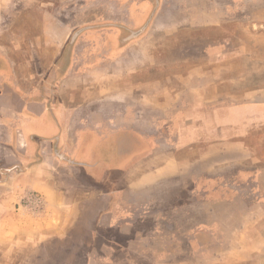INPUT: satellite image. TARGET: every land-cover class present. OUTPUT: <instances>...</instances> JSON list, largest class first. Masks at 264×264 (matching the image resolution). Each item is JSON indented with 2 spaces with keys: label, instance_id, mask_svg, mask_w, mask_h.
Instances as JSON below:
<instances>
[{
  "label": "crops",
  "instance_id": "1",
  "mask_svg": "<svg viewBox=\"0 0 264 264\" xmlns=\"http://www.w3.org/2000/svg\"><path fill=\"white\" fill-rule=\"evenodd\" d=\"M115 3L119 16L78 28L72 46L78 29L64 18L44 21L42 40L63 58L33 71L30 65L26 82L0 48V264H193L192 257L207 264L211 259L194 253L211 248L251 249L252 257L231 264H258L264 0ZM18 6L0 3V29L1 10ZM143 8L153 15L128 39L149 18ZM52 24L58 32L50 37ZM230 26L236 35H228ZM32 73L38 78L27 83ZM81 153L103 161L82 172L75 163ZM64 184L73 186L70 193ZM66 215L81 219L65 225ZM148 218L155 219L158 254L168 249L163 258L144 240L146 225L133 229ZM103 228L113 236L101 244L96 233ZM144 246L143 257L133 253ZM97 247L108 250L105 263L91 255Z\"/></svg>",
  "mask_w": 264,
  "mask_h": 264
},
{
  "label": "rangeland",
  "instance_id": "2",
  "mask_svg": "<svg viewBox=\"0 0 264 264\" xmlns=\"http://www.w3.org/2000/svg\"><path fill=\"white\" fill-rule=\"evenodd\" d=\"M17 1L19 6L17 9H9V10H1L3 12V17H5L4 19V26L1 27L0 29V48L9 55V58L12 61V66L15 67L16 69V75H17V79H19L20 82H26L25 81V76L31 69L32 65V71L33 69H36L35 65H38V68L40 69L45 68L46 66L51 67L54 62H56V60H60L63 57H59L58 58V54L56 52V50H54L51 46H48L44 43V41L42 40V34H43V22L48 20H54V19H61L64 18L66 22V24L64 26H68V27H73V31H75L78 28H82L86 25H90V24H94L95 22H101L103 20L106 21V18L108 20V18L110 19V17H115V16H119L120 12L122 10H120L119 6L115 3V0H96L95 2L91 3L92 0H0V3H13ZM85 1H87V6L82 7V8H77V9H72V5L73 4H84ZM170 1V0H167ZM76 2V3H74ZM65 8V9H64ZM144 10V8L142 9ZM152 10L151 9H147L144 10L143 13L144 14V20H146V18L148 16H150V12ZM124 12V10H123ZM115 13H117L116 15H114ZM100 18L99 21H95L96 19ZM143 20V21H144ZM86 22V23H85ZM61 26V25H60ZM63 26V27H64ZM232 27V26H230ZM60 28V27H59ZM50 32V37L53 35L55 36V34L58 32V26H56V24H52L51 26V30ZM229 36H233L236 35L238 33L237 28L236 27H232L227 31ZM165 42V41H164ZM168 43V41L166 42ZM169 44V43H168ZM164 45L163 43L160 42L159 47H163V49H169L171 45ZM69 46H72L69 44ZM67 48V47H65ZM80 48L84 49V46H80ZM68 58L69 57H64V64H66L68 62ZM87 57H86V61H87ZM81 60L83 61V58L81 57ZM1 67H3V63L4 61L2 60L1 62ZM60 63V62H59ZM33 78L31 80H29V78L27 79V83L28 82H34V79L37 77V74L32 73ZM163 122L166 121V119L162 120ZM162 122V123H163ZM82 141H84V145L86 146V148H89L88 146V138H84L81 137ZM130 138V142H131ZM135 140H133V146H135ZM148 142L146 141V144ZM86 153H81L80 156L78 155L77 158H79L81 160V162H75L78 163L80 166H84V169H81L82 172H88L89 169L94 168L93 164L97 161V162H102L103 161V156L99 155L97 153L96 157H93L92 160L88 159L86 157ZM107 155V154H106ZM121 155V154H120ZM112 156L115 158V160H119L118 157V152L117 150H114ZM87 160H85V159ZM108 160V159H107ZM66 161H68L66 159ZM100 169V168H99ZM97 168V170H99ZM100 173H103V171H99ZM76 175V174H75ZM85 175L86 177L87 174L84 173L82 174V176ZM72 185H68V184H64L62 191H64L65 193H70L72 191ZM91 188L90 186H84V189H81V191L86 192L88 191V189ZM16 214H19V212L15 211ZM64 222L65 225L67 224H72V223H77L79 221L78 217H73V216H64ZM152 219V218H151ZM18 223H20V220H17ZM102 222V226L105 223V221H101ZM112 223V222H111ZM154 223H155V219H152V221H149V218L146 219L144 222H138V220L135 221L134 225H133V229L137 228V230L139 231L140 229H138V227H140V225H146V230L149 232L146 233L144 235V240H146V242H148V246H152L153 248L150 249V251L153 253V256H156V259L159 255L160 258H163L164 256H166V253L168 252V249L166 250V252H161L160 254H158V250L157 246H158V242L156 239L155 235V231H153V227H154ZM177 223V222H175ZM22 224H24V222H22ZM101 224V223H99ZM113 226H115V221L114 223H112ZM177 230L179 231V224H177ZM115 231V230H114ZM160 236H158L157 238L161 237H165V235L167 236H176L177 234H179L177 231H174L173 233H166L165 234H161L159 232ZM110 235L113 236V233L109 230L106 229H99L98 233H96V236L98 237L99 240H102L101 244H104V240L108 239ZM142 235V234H140ZM252 235V234H251ZM6 237H11L12 234H7L5 235ZM120 236L119 240H120ZM200 240L203 242H205L207 240L206 236H202L200 238ZM242 240H244L245 242L248 241L247 237L242 236ZM247 240V241H246ZM113 243H117V241L113 242ZM203 244H207V243H203ZM99 246V245H98ZM143 246V245H141ZM253 247V245H252ZM155 248V249H154ZM5 251V250H4ZM89 251V250H88ZM91 255L93 257H96V259H98L99 261L105 263L107 261L108 256L106 255V252L108 250L103 249L101 247H97V248H92L91 250ZM138 251H142V252H133L135 255H138L140 257H143L144 253L146 252V246H144V248H140L138 249ZM164 251V250H163ZM219 250L215 249L212 250L211 249H207L204 250L201 254H196L200 256L203 259V262H207L209 259V262H207V264H218L217 260L215 258H212L214 256H219L220 258H223V261L225 264H231L232 262L236 261V260H242V259H246L249 258L250 256L252 257L251 249H244L241 251H220L218 253ZM197 253L199 251H196ZM212 252V253H211ZM214 252V253H213ZM147 253V252H146ZM121 255V251H118L116 253V256L120 258ZM258 255H260L261 257L258 259V264H264V253L262 252L261 254L259 253ZM118 258V259H119ZM82 261L85 260V258L81 259ZM191 260H193V264H199L196 262L200 261L199 257H192ZM194 260L196 262H194ZM200 264H202V262H200Z\"/></svg>",
  "mask_w": 264,
  "mask_h": 264
},
{
  "label": "water",
  "instance_id": "3",
  "mask_svg": "<svg viewBox=\"0 0 264 264\" xmlns=\"http://www.w3.org/2000/svg\"><path fill=\"white\" fill-rule=\"evenodd\" d=\"M153 12L154 10L151 12L149 18L146 20L145 24L141 27V28H138L137 30H133L130 32V35H129V38L128 39H133V38H136L138 37L140 34H142L148 24V22L150 21L152 15H153ZM83 29H78L77 31H75L72 36H71V39L69 41L70 45L73 43L74 39L76 38V36L82 31Z\"/></svg>",
  "mask_w": 264,
  "mask_h": 264
}]
</instances>
